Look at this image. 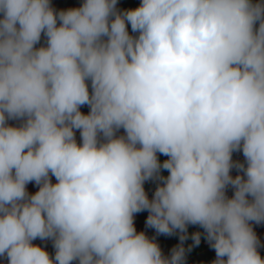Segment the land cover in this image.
Segmentation results:
<instances>
[{
	"label": "clouds",
	"instance_id": "clouds-1",
	"mask_svg": "<svg viewBox=\"0 0 264 264\" xmlns=\"http://www.w3.org/2000/svg\"><path fill=\"white\" fill-rule=\"evenodd\" d=\"M116 4L84 0L57 13L50 0H0V255L182 264V246L166 259L136 232L134 214L148 210L161 234L203 227L213 264H264L249 224L264 221V4ZM41 33L47 46L36 48ZM241 149L246 167L232 162ZM158 152L169 157L162 165ZM153 177L163 184L149 200L143 184ZM37 238L53 240L54 260Z\"/></svg>",
	"mask_w": 264,
	"mask_h": 264
},
{
	"label": "crops",
	"instance_id": "crops-1",
	"mask_svg": "<svg viewBox=\"0 0 264 264\" xmlns=\"http://www.w3.org/2000/svg\"><path fill=\"white\" fill-rule=\"evenodd\" d=\"M84 3V0H50L51 7L58 13L62 10H68L71 8H79ZM253 4H264V0H252ZM141 0H117L116 9L120 12L127 10L135 9L139 7ZM3 18V13H0V19ZM59 23V22H58ZM256 28L259 27V21H257ZM127 29L130 35L133 37L137 36V32H133L130 23L127 24ZM47 46V37L44 33H41L40 41L36 48L46 47ZM89 86V91L91 92V81H87ZM80 111L87 115L90 112V107L88 105H82ZM24 121L9 119L7 124L14 127H19ZM75 131V138L77 143H81V136L79 130ZM124 131L123 128H120L117 132ZM116 132V133H117ZM157 158L160 164L162 165L166 161V155L157 153ZM169 175L168 170L161 167L159 172V177L166 178ZM159 177H156L160 179ZM52 183H56V178L51 176ZM26 190L29 195L35 194L39 190V186L35 182H30L26 185ZM149 211L144 210L138 213H135L133 216V223L137 233L143 232L150 240H153L160 248L162 256L166 259H170L174 249L183 247L184 257L182 264H213L216 260L215 249L211 246V243L203 241L201 238L199 244H196L193 240V236L197 233L196 226L197 224H188L186 226V232H180L179 230H174L172 234H161L156 231L155 228L149 227L147 225V218L149 216ZM181 236H184L185 239L182 241ZM36 246L44 249L51 258L55 257L56 249L54 247V242L52 239L41 240L39 238L32 241ZM0 264H9L8 257L6 255H0ZM71 264H79L78 260H74Z\"/></svg>",
	"mask_w": 264,
	"mask_h": 264
},
{
	"label": "built area",
	"instance_id": "built-area-1",
	"mask_svg": "<svg viewBox=\"0 0 264 264\" xmlns=\"http://www.w3.org/2000/svg\"><path fill=\"white\" fill-rule=\"evenodd\" d=\"M124 135H126L125 130L116 133L117 137L124 136ZM232 162L234 165L239 163V164H244L245 167L247 166L242 149L238 151H234L232 153ZM230 175L233 178H235L237 175H240L246 179L245 173L241 169H238L235 166L231 168ZM162 184H163V181L156 177H153L152 179L146 180L144 182L143 187H144L145 193L147 194L149 200L153 198L156 188L158 186H161ZM234 192H235V189L231 185H228L225 189V195L229 199H231L234 196ZM248 199L249 201H251L252 198L248 197ZM249 224L259 241L257 251L259 255L261 256V258L264 259V221H261L260 223H256L255 221H249Z\"/></svg>",
	"mask_w": 264,
	"mask_h": 264
},
{
	"label": "trees",
	"instance_id": "trees-1",
	"mask_svg": "<svg viewBox=\"0 0 264 264\" xmlns=\"http://www.w3.org/2000/svg\"><path fill=\"white\" fill-rule=\"evenodd\" d=\"M169 159L168 156H166V160ZM196 230L197 233L200 234V238L205 241V242H209V240L207 239V233L205 232V229L203 227H201L199 224H197L196 226ZM210 243V242H209Z\"/></svg>",
	"mask_w": 264,
	"mask_h": 264
}]
</instances>
